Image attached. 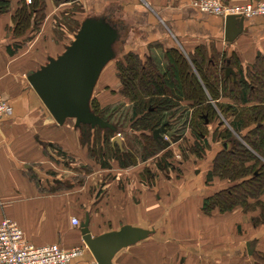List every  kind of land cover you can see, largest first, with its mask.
<instances>
[{
	"label": "crops",
	"instance_id": "1",
	"mask_svg": "<svg viewBox=\"0 0 264 264\" xmlns=\"http://www.w3.org/2000/svg\"><path fill=\"white\" fill-rule=\"evenodd\" d=\"M194 1L71 0L56 5L52 0H40L41 9L32 13L31 26L14 35L12 16L20 3L29 4L30 0H11L8 12L0 14V96L12 108L11 114L0 118V222L3 218L15 221L24 238L37 246L83 247L82 255L68 264H96L79 226L71 223L72 218L81 223L85 214L92 236L123 225L151 231L146 239L118 252L113 264H160L162 244L168 257L174 251L182 254L184 264H264V222L258 226L252 222L259 208L210 216L200 211L202 200L224 187L219 180L211 192L202 181L200 187L180 197L181 181L167 177L160 181L155 169L148 180L141 169L128 175L118 168L116 175L113 173L115 179L107 183L106 198L94 200L91 188L100 181L95 172H69L61 163L62 156L50 149L57 145L78 165H88V152L80 146L78 133L70 124L58 126L27 82V76L37 70L34 66L39 68L64 51L73 26L77 28L87 17L104 16L120 29L117 58L127 52L149 56L160 70L165 69L164 53L171 48L186 57L198 47L208 54H234L243 70L251 68L257 56L264 58L263 15L237 20L239 31L229 42L225 19L199 11L192 6ZM221 1L243 5L260 0ZM73 7L82 13L72 11ZM15 43L21 48L10 56L6 48ZM105 95L97 97L104 106L110 103L105 102ZM57 173L70 175L60 177ZM98 173L102 177L112 172ZM79 175L82 184L75 183ZM119 183L123 189L118 188ZM260 200L264 202V195Z\"/></svg>",
	"mask_w": 264,
	"mask_h": 264
},
{
	"label": "trees",
	"instance_id": "2",
	"mask_svg": "<svg viewBox=\"0 0 264 264\" xmlns=\"http://www.w3.org/2000/svg\"><path fill=\"white\" fill-rule=\"evenodd\" d=\"M52 1L58 5L71 0ZM10 5L11 0H0V14L8 12ZM40 6V0H30L29 4L20 3L12 16L14 35H21L31 26L32 13L35 9L38 11ZM79 26L73 31V35ZM20 48L21 44L15 43L8 45L6 51L12 56ZM164 59V70L158 68L152 57L141 58L133 52H127L114 60V75L119 84L117 93L132 104L129 120L144 141L142 161L145 162L169 146L162 137L158 140L152 137L153 131L164 123H169V131L173 133L170 136L172 141L183 135L185 125L193 138L202 140L211 115L212 119L215 117L218 120V127L215 128L218 132L224 125L217 118L216 109L229 125V130H221L218 136L230 143L227 149L222 148L212 161L206 175V184L217 178L226 181L228 186L204 198L200 211L210 216L213 212L227 213L241 209L247 213L259 208V215L252 219V222L255 226L260 225L264 222V202L260 200L264 195V58L257 56L251 68L245 70L234 54H208L202 47L196 48L194 53L188 54L187 57L177 48H171L165 51ZM226 67L236 69L235 81L225 78ZM96 86L90 100L91 111L113 124L117 133H120L123 128L105 116L109 107H101L94 96ZM181 118L183 121L180 124V132L174 129V126L180 123ZM71 120H66L63 125L69 124L68 121ZM71 127L78 133L79 144L82 148H87L91 159L95 154L93 149L89 150L88 147L95 136L100 133L109 137L115 134L108 129H92L88 125ZM233 133L240 139L233 138ZM108 144L110 151L116 146ZM50 149L52 154L59 153L65 159L68 158L57 145H52ZM103 153L100 154V160H103ZM116 153L117 157H111L117 158L120 168L135 166L136 161L132 154L121 153L118 148ZM165 165L169 166L167 162ZM101 166V169L108 168L104 160ZM151 169H154L153 166L143 172L148 180L153 177ZM158 169L163 168L156 165V170Z\"/></svg>",
	"mask_w": 264,
	"mask_h": 264
},
{
	"label": "water",
	"instance_id": "3",
	"mask_svg": "<svg viewBox=\"0 0 264 264\" xmlns=\"http://www.w3.org/2000/svg\"><path fill=\"white\" fill-rule=\"evenodd\" d=\"M240 18H225L227 41H232L238 33L239 29L235 26ZM120 34V29L108 18L87 17L60 55L48 58L44 65L27 76L30 87L58 126L72 119L77 128L88 125L92 129L97 127L117 133L113 124L91 111L90 100L102 70L117 58L115 46ZM224 75L226 79L235 81L236 74L232 68L226 67ZM165 126L163 124L153 131L154 140H158L162 134H171ZM112 143L121 147L118 136L113 137ZM229 143L224 142L223 148L227 149ZM79 228L82 241L96 264H113L112 260L118 252L146 239L151 233L147 229L123 225L118 230L92 236L88 214H85Z\"/></svg>",
	"mask_w": 264,
	"mask_h": 264
},
{
	"label": "rangeland",
	"instance_id": "4",
	"mask_svg": "<svg viewBox=\"0 0 264 264\" xmlns=\"http://www.w3.org/2000/svg\"><path fill=\"white\" fill-rule=\"evenodd\" d=\"M71 10L76 11L79 14L82 13L79 7L77 8L73 7V9ZM74 27L75 26H73V29H76V27L75 28ZM71 32H73L72 29ZM115 59L117 58H114V60ZM114 63L115 62L112 61L105 66V69L100 77V80L97 83L94 96H96V98L97 97L99 98V97H103V95L106 94L105 102H110V103L105 105L106 107H109V109L105 112V116L109 117L113 123L117 124L121 129L123 128V130L120 133H115L110 137L105 136L101 133L99 135H96L95 138L92 140V143L88 147L89 150L90 148H92L93 153L95 154L92 155L93 159H91L90 158L91 155L89 156L87 153V156L90 159L88 165H78V162L73 157H68L67 159L62 157L61 163L63 167H66L67 165L68 167L67 169L70 170L69 172L72 171L78 174L95 172L96 180L99 179L100 181H97L96 185H94L91 188L90 193H91V197L94 196V200H98L99 202L100 201L102 202V200H104L107 196V191L109 187L107 186L108 185L107 183H110L111 180L115 179L113 177L114 176L113 173L116 175V172H114V170L120 168L118 165L119 161L117 160V158L111 157L112 155L116 157L118 156V154L116 153L117 148L118 149L121 148L120 149L121 153L132 154V157H134L136 161L135 166H128L127 168H121L126 171L124 172L125 174L128 173V175H130L135 171H137V169H141L144 172L146 168L149 169L150 166L151 167L153 166L155 171H157L156 172L157 179H159L160 181H164L165 177H167L171 180L181 181L183 183L182 184L183 187L181 188L180 192L178 191V195L180 194V197L185 196L192 189L196 187L197 188L200 187L202 181H206V175L209 166H211L212 161L214 160L217 153L223 148L222 146L223 143L226 142L220 136H218L219 135L218 133L221 132V130H225V128L229 130L228 122L214 108L217 113L216 115L217 118L220 119V123L224 125V127H220V129H218V132L215 131V128L218 127V120L215 117L214 119H212L213 117L211 115V119L209 123L205 126L204 129L205 136L204 138H202V140L201 139L197 140L196 138H193V136L190 135L191 133L190 130L188 129V126L185 125L186 127L183 132V135L179 137V139H177L176 141H172L170 140L169 138L170 136L168 134H164L162 140L164 142L169 143V146L165 150L158 153L157 155L148 158L145 162L142 161V156H143L142 144L144 141L143 139H141V137H139V132L135 131L134 127L131 126L132 122L129 120L132 104L117 93V90L119 88L117 87V85L119 84L117 82L118 80L116 79V76L114 75V71H113ZM34 67L38 69L37 65ZM109 84L112 86V87L110 86L112 89L108 87ZM209 102L211 104L213 103V101H209ZM100 106L103 107L104 105L100 103ZM189 114L190 111H188V115ZM178 115L179 112L177 113V116ZM184 116L186 117L187 115ZM182 121L183 119L181 118L180 123L174 126V129L176 128L178 129V131H180L179 129ZM68 122L72 126L74 125L73 120ZM114 136H118V138L120 139L121 147L119 148V146L115 144L116 146H114L112 151H110L108 143H110L111 145L114 144L112 143V139ZM233 138L240 139L239 136H237L235 133H233ZM106 139L108 140V142ZM86 150L87 148L85 147L84 151ZM102 152H104L103 154H105L103 160L107 163V167H108L107 169H101L102 168L101 163L103 162V160H100L99 157ZM56 155L58 156V153ZM165 162L169 164L168 167L165 165ZM156 165H160L163 169L156 170ZM101 170L105 172L109 171L112 173H107L108 174L107 176L101 177V175L98 173ZM52 175L56 178L55 174ZM57 175L69 176L70 174L57 173ZM78 177H80V175ZM133 177L134 176L132 175L131 179H133ZM218 180L219 179L215 178L210 184L206 185L207 187H211L209 189L210 192L213 190L215 186L218 187ZM219 181H221L222 184L228 186L226 181H222V180ZM75 183L82 184L84 183V179L80 177L78 181H75ZM118 188L123 189L122 183H119ZM162 230L160 232L163 233ZM164 247H165L164 244L160 245V257H159L160 264L186 263L184 262L185 260L182 258V254L176 253V251H174L173 254L169 253L170 256L168 257V254L166 253L167 252L166 247L165 248ZM165 260L167 261L165 262Z\"/></svg>",
	"mask_w": 264,
	"mask_h": 264
},
{
	"label": "built area",
	"instance_id": "5",
	"mask_svg": "<svg viewBox=\"0 0 264 264\" xmlns=\"http://www.w3.org/2000/svg\"><path fill=\"white\" fill-rule=\"evenodd\" d=\"M192 6L199 11L222 18L264 16V0L243 5H230L221 0H197ZM12 113L11 106L0 96V118ZM73 226H79L78 218H72ZM83 247L64 249L58 244L37 246L28 242L17 223L9 218L0 222V264H68L78 258Z\"/></svg>",
	"mask_w": 264,
	"mask_h": 264
},
{
	"label": "flooded vegetation",
	"instance_id": "6",
	"mask_svg": "<svg viewBox=\"0 0 264 264\" xmlns=\"http://www.w3.org/2000/svg\"><path fill=\"white\" fill-rule=\"evenodd\" d=\"M164 124H166V126H165L166 130H167L168 132H170V131H169V127H168L169 123H164ZM170 133H171V132H170ZM118 135H119V134H118ZM114 144L117 145V143H114ZM114 144H113V145H114ZM117 146H118V145H117Z\"/></svg>",
	"mask_w": 264,
	"mask_h": 264
}]
</instances>
